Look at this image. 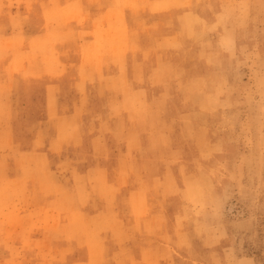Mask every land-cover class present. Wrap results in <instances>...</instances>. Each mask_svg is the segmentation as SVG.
<instances>
[{"label": "rangeland", "instance_id": "obj_1", "mask_svg": "<svg viewBox=\"0 0 264 264\" xmlns=\"http://www.w3.org/2000/svg\"><path fill=\"white\" fill-rule=\"evenodd\" d=\"M0 264H264V0H0Z\"/></svg>", "mask_w": 264, "mask_h": 264}, {"label": "bare ground", "instance_id": "obj_2", "mask_svg": "<svg viewBox=\"0 0 264 264\" xmlns=\"http://www.w3.org/2000/svg\"><path fill=\"white\" fill-rule=\"evenodd\" d=\"M71 11V10H70ZM122 24V23H121ZM156 27V26H155ZM105 28V27H104ZM86 33V32H85ZM206 33V32H205ZM122 34V33H120ZM199 36V35H198ZM197 38V37H196ZM102 40V39H101ZM203 42V41H202ZM91 45V44H90ZM179 45V44H178ZM108 47V46H107ZM230 48V47H229ZM117 52V51H116ZM200 55V54H199ZM123 58V57H122ZM218 62V61H217ZM121 76V75H120ZM107 85V84H106ZM122 86V85H121ZM126 88V87H125ZM191 89V88H190ZM133 92V91H132ZM74 102V101H73ZM128 104V103H127ZM198 106V105H197ZM220 106V105H219ZM152 110V109H151ZM211 110V109H210ZM153 113V112H152ZM129 115V114H128ZM196 116V115H195ZM194 116V117H195ZM130 120V119H129ZM149 122V121H148ZM143 124V123H142ZM4 125V124H3ZM191 129V128H190ZM187 131V130H186ZM188 134V133H187ZM73 138V137H72ZM80 142V141H79ZM97 169V168H96ZM120 228V227H119Z\"/></svg>", "mask_w": 264, "mask_h": 264}]
</instances>
